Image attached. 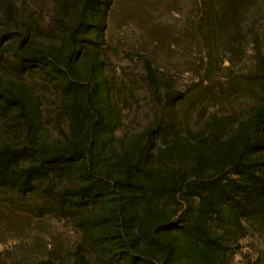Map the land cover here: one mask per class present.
I'll return each instance as SVG.
<instances>
[{
	"label": "rangeland",
	"instance_id": "obj_1",
	"mask_svg": "<svg viewBox=\"0 0 264 264\" xmlns=\"http://www.w3.org/2000/svg\"><path fill=\"white\" fill-rule=\"evenodd\" d=\"M259 113L264 0H0V264H264Z\"/></svg>",
	"mask_w": 264,
	"mask_h": 264
},
{
	"label": "trees",
	"instance_id": "obj_2",
	"mask_svg": "<svg viewBox=\"0 0 264 264\" xmlns=\"http://www.w3.org/2000/svg\"><path fill=\"white\" fill-rule=\"evenodd\" d=\"M264 116V113H259V120L262 118ZM0 154H2V151H0ZM75 154V152H72V153H70V154H68V155H66V157H71V156H73ZM60 156H62V155H60V154H55V155H52L51 157H49L47 160H52V159H56V158H59Z\"/></svg>",
	"mask_w": 264,
	"mask_h": 264
}]
</instances>
